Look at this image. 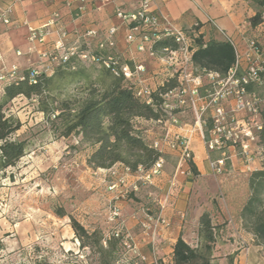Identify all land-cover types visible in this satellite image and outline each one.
<instances>
[{"label": "rangeland", "instance_id": "obj_1", "mask_svg": "<svg viewBox=\"0 0 264 264\" xmlns=\"http://www.w3.org/2000/svg\"><path fill=\"white\" fill-rule=\"evenodd\" d=\"M197 24L199 25V23ZM199 27L200 25L198 29ZM75 33L69 35L67 42L69 41L70 45H75L76 41L77 47L86 45L91 48V51L95 49L91 44L92 39L85 42L82 38L83 35ZM50 35L46 37L47 47H52L57 40L56 37L55 40L48 41ZM226 36L229 35L226 34ZM222 39L225 41L223 36ZM49 49L47 50L49 51ZM42 62L46 66L39 71L50 77L47 90L42 96L44 107H47L48 112L41 111V97L36 96H31V98L19 96L7 102L3 107L6 116L11 115L21 123L19 130L13 133L10 139L25 141L26 149L15 166L0 168V264H95L99 257L97 250L94 249L93 252L87 247L81 248L70 226L68 216L59 217L55 214L56 210H62L66 215L72 216L89 233L96 232L104 249L112 251L113 264H123V260H131L130 264H149L150 260L140 254V249L135 246L133 236L130 234L145 233V236H148L147 231L142 228L140 219L143 218L141 220L143 223L149 220L148 215L151 213L147 208L151 206H148L149 202L147 203L146 200L149 192L146 187L152 186L156 179L151 185H142L140 181L136 180V183H140L136 185L135 181L134 184L128 181L129 175L134 173L123 175L126 168L123 165V171L105 172L92 168L87 163V159L95 147L83 142L81 137L76 134L63 137L61 135L63 128L59 120L51 118V114H60L59 109L62 101L81 96L82 92L90 85L105 89L115 77L100 66L90 63H77L75 70H72L70 68L62 69L56 65V61L50 62L46 58H43ZM152 62L159 64L158 61L152 60ZM22 73L18 76H21ZM162 73V78L160 76L154 80L158 73L145 71L139 77L141 84L138 85L147 86L155 92L162 87L161 84L164 83L166 75H169L165 68ZM137 78H134L133 81H126V83L134 88L133 83H138L135 80ZM3 100L4 94L0 97V103ZM170 102L172 103V101ZM184 116L185 120L193 122L192 114ZM133 123L134 127L140 130L141 137L148 146H151L153 140L160 139L168 132L162 125L159 132L154 129L151 133L149 132L150 134L143 132L144 129L152 128L154 125L159 127L160 124L157 123V120H154V124L146 126L137 120H134ZM140 127L143 129L141 130ZM176 128L178 131L179 128ZM169 133L173 132L169 129ZM195 137H199L198 134H195L193 139ZM161 147L164 150L162 153L164 178L173 179L183 176V168L188 166V161L183 162L176 152L168 150L165 146ZM205 152L207 154L206 149ZM238 159L243 163L241 157ZM180 162H182L181 167H179ZM254 162L248 165L251 171H254ZM243 166L250 173L247 165L243 163ZM188 172H190L189 168ZM187 176L194 175L190 172ZM124 177L126 178L125 185L119 184L118 191L107 188ZM162 181L165 183V180ZM133 185L137 186V191L132 189ZM154 189L157 192L160 191L158 188ZM112 195L115 198H112ZM181 195L183 197L182 206L185 202V205H189L188 199L190 202L192 200L198 204L202 202V214L208 213L212 224L217 227L212 264H240L238 261L235 263L234 259L242 250L240 247L245 248L246 245L243 240L238 239L233 228L231 230L228 228L227 221L215 220L214 214L219 208V202L211 196L208 198V205H204L205 200L203 201L202 194H199L197 190L194 194L184 193ZM154 199L157 204L159 203L160 210L166 207L168 197L164 196L163 198L162 195L156 193ZM117 202H122L123 206V215H120L119 220L122 221L124 233L119 242L111 240L112 243L115 242V245L112 246L108 241L115 225L107 221V216L112 205L119 207ZM133 211H139L141 214H132ZM131 215L136 225L132 223L129 231H125L127 224L124 223L125 219L127 217L130 219ZM158 216H163L160 211L152 219H156ZM165 220L166 224L152 220L151 231L153 232L157 227L167 228L168 221ZM190 225L192 228L189 231L185 229L183 233L187 232V235L190 236L187 238L189 245L196 247L199 241L198 225L195 222ZM124 243H128L129 246H125ZM145 247L147 248V246ZM169 261L166 259V262H162L161 259H154L151 264H170Z\"/></svg>", "mask_w": 264, "mask_h": 264}, {"label": "built area", "instance_id": "obj_2", "mask_svg": "<svg viewBox=\"0 0 264 264\" xmlns=\"http://www.w3.org/2000/svg\"><path fill=\"white\" fill-rule=\"evenodd\" d=\"M22 1L24 0H14L15 3ZM76 1L79 3L76 10L79 13L83 12L87 0ZM151 1L140 0L137 8L131 13H124L121 10L115 13L126 27L127 44L136 43L138 52L146 54L153 61H158L167 74L169 72L161 86L163 87L170 80L176 82L172 90L159 94V97L163 99L160 105L163 114L157 123L164 126L168 132L158 139L159 141H153L150 147L159 152L160 156L148 170L138 168L136 171L138 181L143 185H151L162 174L164 150L161 146L176 152L183 162L192 160L191 142L195 134L202 139L208 154L207 162L214 175H222L225 172L226 162L230 159V150L237 152L243 163L247 165L248 171L253 172L248 165L257 158H264V149L259 145L264 110V6L261 9L260 22L256 26H252L249 20H245L237 28L235 36H226L223 31H220L225 41L233 47L235 57L228 72L220 76L216 72L199 68L192 61V56L197 49L195 43L200 36L199 25L196 23L188 29L175 28L166 18L150 10ZM7 12L8 10L0 14V25L12 24ZM23 25L27 28V41L31 45L36 43L43 45L46 37L51 34L50 28H53L57 40L52 47H47V49L50 48L49 51L46 49L39 53L41 61L46 58L50 62L56 61V65L60 66L76 55L84 63L100 62L115 76L122 74L126 81H133L138 77L135 79L138 83H133L135 95L147 104L152 103L154 92L147 86L138 85L141 84L139 77L145 73V67L137 65L131 68L127 64L118 65L117 58L111 55L116 45L114 39L116 28L109 29L105 41L97 46V49L108 52L106 59H101L91 50H80L81 47L76 46V41L75 45L67 42L70 33L68 34L67 30L59 25L58 14H53L38 29L30 27L27 22ZM96 36L97 31L90 29L84 32L82 38L87 42L89 39H95ZM167 39L172 41L175 47H165L156 52L154 45ZM18 55L21 54L18 53ZM39 70L32 68L29 75L32 83H35V77L41 73ZM19 80H22V77L18 76L16 66L0 74V83L4 87ZM188 112L193 115L192 123L184 119L186 118L184 115ZM170 126H176L179 129L169 133ZM130 173L131 171L125 168L123 175ZM125 180V177L121 178L109 185L108 189L117 191L119 184L125 185ZM132 189L137 191V186L133 185ZM120 215V208L112 205L107 221L115 225L114 231L111 232L114 237L122 236L124 233L122 221L119 220ZM148 218V222L142 223V228L147 232L150 230L152 220L166 224L162 216L156 219ZM124 245L129 246L128 243ZM142 260H144L143 257ZM130 261L123 260L125 264H130Z\"/></svg>", "mask_w": 264, "mask_h": 264}, {"label": "crops", "instance_id": "obj_3", "mask_svg": "<svg viewBox=\"0 0 264 264\" xmlns=\"http://www.w3.org/2000/svg\"><path fill=\"white\" fill-rule=\"evenodd\" d=\"M139 1L87 0L84 11L79 13L76 10L79 5L76 0H24L20 3H15L14 0H0V14L8 10L7 15L12 21L9 26L0 25V74L8 72L13 66L18 68V75L32 68L43 69L46 66L39 58V53L47 47L46 43L44 45L29 44L27 41V28L23 23L27 22L30 27L38 29L53 14H58L59 25L71 34L78 32L83 35L85 31L90 29L97 31L96 38L91 41L95 49H97L99 43L105 41L108 30L116 28L114 53L131 68L136 65H142L147 72L158 73L154 80L160 76L162 78L163 65L153 63L147 55L138 52L136 43L127 44L125 40L126 27L115 16L117 10H121L124 13L133 12L137 8ZM150 6L151 11L166 18L175 28L188 29L199 23V33L205 41H222L220 31L230 36L235 35L239 25L255 15V8L249 0H152ZM50 31L51 35L48 37V41L55 40L56 35L53 33V28H50ZM30 49L32 50L30 51ZM18 53L21 55H18ZM157 84L160 83L157 82ZM3 94L4 85L0 83V97ZM187 114L191 113L188 112ZM136 120L145 126L154 122V120ZM140 128L141 130L143 129V127ZM168 128L172 132L177 131L176 126ZM153 129L159 132L162 127L161 125L159 127L154 125L152 128L144 129L143 132L151 133ZM192 151V162L197 168V175L188 177L187 175L190 172H188L189 167L187 166L183 168V176L165 179L162 173L152 186H145L149 189L146 200L147 203L149 202L148 206H151L147 208L151 213H148V217H153L160 211L163 215L162 217L167 219L168 227H157L153 232L150 229L147 232V237L145 233L133 234L130 232L135 246L140 249V254L150 260L149 264L154 259H161L162 262H166V259H168L170 264H172L171 257L176 240L181 237L189 244L187 238L190 236L187 235V232L183 233V231L185 229L189 231L192 228L190 224H194V222L199 225L198 218L202 214L201 210H203L202 202L198 204L191 199V202L188 199V206L185 205L186 202L182 206L183 197L181 194H194L197 190L199 194H202L203 201L205 200L204 205H208V198L211 196L219 202V208L214 214L215 220L227 221L228 228L230 230L233 228L238 239L243 240L245 243L246 247H240L242 250L236 255L234 262L238 261L240 264H264L263 248L255 243L254 236L251 233L243 229L242 221L239 217L240 210L248 196L247 181L251 172L249 173L245 170L243 163L238 159V153L230 150V159L226 162L225 172L222 175H214L209 168L207 154L200 137H195L192 140ZM181 166L182 162L179 164V167ZM253 166L254 171L260 170L262 168V159L257 158ZM112 170L123 171V166L116 164L110 169H101V171L105 172ZM138 178V175L134 173L129 175L128 181L133 182L131 184H134L135 181V184L139 185L140 183H136ZM162 180H165V183ZM154 188H158L160 191L157 192ZM156 193L162 195L163 198L164 196L168 197L166 199L168 201L166 207L162 210L159 209V203L157 204L154 199ZM112 198L115 197L112 195ZM117 204L121 215H123L122 202H117ZM132 214L140 215L141 212L133 211ZM141 220L143 218L140 219V222L143 223ZM124 223H127L125 231H129L132 223L136 225L135 221L132 220V215L130 219L127 217ZM231 225L232 227H230Z\"/></svg>", "mask_w": 264, "mask_h": 264}, {"label": "trees", "instance_id": "obj_4", "mask_svg": "<svg viewBox=\"0 0 264 264\" xmlns=\"http://www.w3.org/2000/svg\"><path fill=\"white\" fill-rule=\"evenodd\" d=\"M255 8V15L248 19L252 26L260 22L261 9L264 0H249ZM197 49L192 56L193 63L201 69L218 73L224 76L234 63L233 47L226 41L209 40L205 41L200 35L196 40ZM165 47H175L172 41L162 40L154 45L156 52ZM80 50H91L83 46ZM93 52L98 58L106 59L108 52L94 49ZM117 58L118 65L127 64L114 51L111 53ZM77 63L82 62L78 56H73L59 67L62 69L75 70ZM100 66L107 73L115 78L105 89H99L90 85L79 97L67 99L60 104V114H51L52 120L58 119L62 125L63 137L72 134L79 135L83 142L95 147L87 159V163L94 169H110L116 164H121L132 173L138 168L148 170L160 156V153L145 144L141 132L134 127L136 119L159 120L162 116L160 105L163 99L159 94H164L176 86L174 80H170L163 87H160L152 95V103L147 104L139 99L133 87L126 83L122 74L115 76L111 70L106 69L99 63H90ZM128 65V64H127ZM24 71L22 80L8 84L4 87V100L0 103V168L13 167L24 155L26 149L25 141H12L11 135L19 130L21 123L13 116H6L4 105L19 97L31 98L41 97V111L47 113L44 107L43 94L47 90L50 77L40 73L35 77V83L30 80V72ZM263 129L259 134V145L264 149V110L262 112ZM189 170L193 175L198 171L195 164L188 161ZM248 196L240 210L239 217L243 229L254 236L255 243L264 250V158L262 168L250 173L247 181ZM59 217L68 216L70 226L80 243L81 248L97 250L99 255L95 264H113L112 251L104 249L101 239L96 232L89 233L72 216L66 215L62 210H56ZM217 227L211 222L208 213L199 217L198 244L192 247L179 237L172 251V264H212V252L216 242ZM122 236H111L109 244L115 245ZM111 240L115 241L114 243Z\"/></svg>", "mask_w": 264, "mask_h": 264}]
</instances>
